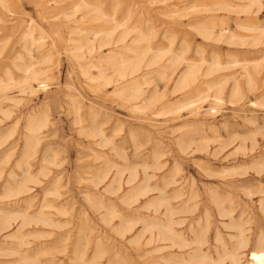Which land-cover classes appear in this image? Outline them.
Here are the masks:
<instances>
[{
	"label": "rangeland",
	"instance_id": "obj_1",
	"mask_svg": "<svg viewBox=\"0 0 264 264\" xmlns=\"http://www.w3.org/2000/svg\"><path fill=\"white\" fill-rule=\"evenodd\" d=\"M263 42L264 0H0V209L15 214L0 212V264H23L22 236L29 264H264ZM136 53L141 94L120 99L119 57Z\"/></svg>",
	"mask_w": 264,
	"mask_h": 264
},
{
	"label": "bare ground",
	"instance_id": "obj_2",
	"mask_svg": "<svg viewBox=\"0 0 264 264\" xmlns=\"http://www.w3.org/2000/svg\"><path fill=\"white\" fill-rule=\"evenodd\" d=\"M86 2V1H85ZM192 3V2H191ZM7 4V3H6ZM200 4V3H199ZM203 4V3H202ZM88 4L85 3V7H87ZM90 5V4H89ZM196 5V4H195ZM216 5V4H215ZM201 6V5H200ZM95 10V9H93ZM214 10V9H213ZM263 12V11H262ZM220 20V19H219ZM211 21V20H210ZM208 20V22H210ZM211 23V22H210ZM240 24V23H239ZM246 26V25H245ZM253 26V25H252ZM251 26V27H252ZM249 27V26H248ZM88 35V34H87ZM109 34H102L101 32H95L94 34V40H93V47L95 45V42L98 43L99 45V48L102 49L103 47H106V46H109L111 45V41L107 38H105V36H107ZM245 35V34H244ZM259 35V34H258ZM127 36V34H124V37L120 40V41H123L125 40V37ZM24 37L30 41L31 45H34L40 52V55L41 57H45L47 60L51 59V54L52 52H50L51 50H46V51H49L48 53H43V51L45 50V42H44V39L45 37L43 35H40V36H36L35 34H33V29L32 27L29 28V30L26 32V34H24ZM247 37V36H246ZM200 38V37H199ZM209 39V38H208ZM258 39V38H257ZM135 42L138 43L139 42V37H137L135 39ZM150 42V41H149ZM224 42V41H223ZM253 42V41H252ZM54 43V42H53ZM264 43V42H263ZM250 44V43H249ZM151 45V44H149ZM236 46V45H235ZM247 46V45H246ZM151 47V46H150ZM83 48L81 45L77 48V49H81ZM156 49V48H155ZM94 49H92L91 51H94ZM170 51V50H169ZM237 54V53H236ZM212 55V54H211ZM251 55V54H250ZM245 56V55H244ZM243 56V57H244ZM247 56V55H246ZM194 57V56H193ZM263 57V56H262ZM261 57V58H262ZM120 60H119V71L117 73V76H119V88L117 87L118 85L115 84L116 83V80L109 77L105 70L104 69H100L99 70V74H97L96 76H94L91 71L89 69H87L88 67H83L82 68V71H83V74L86 76V78H88V80H91V81H98L100 83V85L102 86H106L108 84H114L117 88L115 89L116 90V93L119 95V98L120 99H127V98H133V99H136V98H139L140 94H141V82L139 81V75L141 73V70H142V64H141V55L139 53H136V55L132 56V57H128L127 55H120ZM188 59V58H187ZM191 60V59H190ZM194 61V60H192ZM158 62V61H157ZM201 62V61H200ZM205 62V61H204ZM182 63V62H181ZM233 63V62H232ZM236 63V62H235ZM231 64V63H230ZM85 65V64H84ZM115 65V64H114ZM112 65V66H114ZM198 65V64H197ZM222 65V64H221ZM224 65V64H223ZM185 68V67H184ZM210 68V67H208ZM46 69V68H45ZM45 69H41V68H34L32 65L29 66L27 68V75H26V78L25 80L28 81V80H33V81H36L38 82L39 84V88H45L46 87V84L45 83V73L47 72ZM183 69V68H182ZM191 69V68H190ZM206 69V67H205ZM191 71V70H190ZM194 71V70H193ZM238 72V70H237ZM146 75V74H145ZM143 75V76H145ZM178 75V74H177ZM201 75V74H200ZM116 76V77H117ZM196 76V75H195ZM203 76V75H202ZM240 76V75H239ZM49 77V76H48ZM194 77V76H193ZM261 77V76H260ZM195 78V77H194ZM203 78V77H202ZM205 78V77H204ZM15 79V78H14ZM14 79L12 81H14ZM22 79V78H21ZM190 79V78H189ZM219 79V78H218ZM19 81V79H18ZM18 81H15V82H18ZM142 81V80H141ZM203 84V83H202ZM35 85V84H34ZM231 86V85H230ZM173 87V86H172ZM37 88V87H36ZM231 88V87H230ZM260 89V88H259ZM23 90V89H22ZM191 91V90H189ZM188 91V92H189ZM198 92V91H197ZM228 94V92H227ZM9 96V95H8ZM210 96V95H209ZM147 97V96H146ZM208 97V96H207ZM215 97V96H214ZM220 99V98H219ZM11 101V100H10ZM201 101V100H200ZM187 102V101H186ZM154 104H152L153 106ZM214 108V107H213ZM212 109V108H211ZM213 110V109H212ZM215 110V109H214ZM210 117V116H209ZM41 118L38 117V116H34L32 118H30L29 120V124L27 126V129H28V133L26 134V138H25V147H24V154H23V158L25 159V161L23 162V168H27L25 171L26 173H29V168H30V164H31V157L36 153V147H37V144L39 145L40 141H39V138L36 136L37 135V132H39L41 130V128L39 127H43L46 125V122L43 123L42 125L40 124L42 121H40ZM40 121V122H39ZM97 135L98 136H102V143L103 142H106L107 141V138H105V135H104V132H103V129H99L97 131ZM34 142H37V144H35ZM105 145V144H104ZM103 145V146H104ZM100 147H102L100 145ZM122 151V150H121ZM193 151V150H192ZM191 152V151H190ZM138 154V153H137ZM160 158V157H159ZM147 160V159H146ZM56 163V162H55ZM112 164V163H110ZM56 165V164H55ZM163 166V165H162ZM23 170V171H24ZM104 172V171H103ZM111 172V170H110ZM107 173V172H105ZM109 174V173H108ZM102 175V173H101ZM29 177V176H28ZM31 177V176H30ZM26 178V177H25ZM24 178V179H25ZM96 178V177H95ZM104 178V177H102ZM101 178V179H102ZM13 179H15L13 177ZM26 179H29V178H26ZM25 179V181H26ZM32 179V177L30 178V180ZM98 179V178H97ZM121 179V174H119V171H118V177H117V182L118 180L120 181ZM17 180V179H16ZM96 180V179H95ZM21 181V180H20ZM99 181H102V180H99ZM98 180H97V183H100ZM106 181V180H105ZM103 181V182H105ZM177 181V180H176ZM13 183V182H12ZM21 183V182H20ZM25 183V182H23ZM102 183V182H101ZM26 184V183H25ZM95 184V183H94ZM11 184L8 185V187L10 186ZM109 185V184H108ZM107 185V186H108ZM22 184L21 185H18V186H15L17 188L18 191H21L20 189H22ZM96 186V184H95ZM26 187V186H25ZM115 187V186H114ZM13 188V186H12ZM11 187L8 189L10 191V189H12ZM119 188V187H118ZM106 189V188H105ZM112 189V188H111ZM146 190L147 189V186L145 188L139 186V190ZM25 190V188H24ZM27 190V189H26ZM114 190V189H113ZM13 191V189H12ZM29 191V190H28ZM15 192V191H13ZM22 192V191H21ZM20 192V193H21ZM114 193V192H113ZM14 194V193H13ZM16 194V193H15ZM19 194V193H18ZM17 194V195H18ZM56 194V193H55ZM9 195V194H8ZM59 195V193H58ZM137 195V194H136ZM7 196V195H6ZM12 196V195H11ZM15 196V195H13ZM8 197V196H7ZM6 197V198H7ZM127 197V195H126ZM132 197H134V194L132 195ZM1 198V197H0ZM131 198V196L129 197ZM136 198V197H135ZM133 199V198H132ZM158 204H161V202L158 201ZM49 209V208H48ZM63 209V208H62ZM224 209V208H223ZM12 210V209H11ZM0 212H2V221H3V225H6L9 227L10 225V220L15 216L14 212H11V211H2L0 209ZM26 212V211H25ZM18 214V213H16ZM21 214V217L23 219V224L27 221L28 219V214L27 213H20ZM20 216V215H19ZM38 218H40L44 223L48 224L50 221L48 218H45V217H42V216H37ZM31 219V218H29ZM233 222V221H232ZM234 223V222H233ZM1 224V223H0ZM22 224V225H23ZM157 225H160L158 223H152V224H147L146 227H150L151 229L153 227H156ZM162 225V224H161ZM25 226V224H24ZM163 226H167V225H163ZM162 226V227H163ZM159 228H162L160 226H158ZM168 228V227H167ZM7 229V227L5 228ZM240 229V228H239ZM242 229V228H241ZM247 229V228H246ZM245 229V230H246ZM116 230L119 232V227L116 228ZM171 230V229H170ZM161 231V230H160ZM166 231V230H165ZM172 232V231H171ZM173 233V232H172ZM175 234V233H174ZM178 234V233H177ZM86 237V236H84ZM88 238V237H87ZM180 238V237H179ZM185 238V237H184ZM183 239V238H182ZM198 239V238H196ZM150 240V239H149ZM87 241V240H86ZM188 241V240H187ZM248 241V240H247ZM78 243V242H77ZM87 243V242H86ZM203 243V242H202ZM27 244L24 239H23V236L22 237H19V240L16 242L15 246L14 247H11L9 250L13 251L14 254H18L20 255V261L19 262H22L23 264H29V257L23 253L22 251V247ZM88 244V243H87ZM99 244V243H98ZM200 244V243H199ZM85 245V244H84ZM82 246L81 248H78L77 250V255H78V259L83 261L85 255L87 254L86 253V248L85 246ZM26 246V245H25ZM87 246V245H86ZM261 246V245H260ZM100 247H101V244H100ZM77 248V247H76ZM261 249V248H260ZM204 250V249H203ZM102 252V251H101ZM103 253V252H102ZM241 253V252H240ZM258 253V252H257ZM224 254V253H223ZM238 255V254H237ZM240 255V254H239ZM264 255V254H263ZM196 256V255H194ZM205 256V255H204ZM200 257V256H199ZM235 258V257H234ZM201 260V259H200ZM49 261V260H48ZM213 261V260H212ZM203 262V261H202ZM112 264V262H110ZM204 263V262H203ZM17 264V263H16ZM119 264V263H118Z\"/></svg>",
	"mask_w": 264,
	"mask_h": 264
}]
</instances>
